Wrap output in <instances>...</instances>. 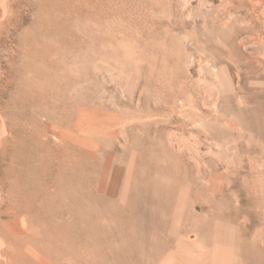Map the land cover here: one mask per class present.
Listing matches in <instances>:
<instances>
[{"label":"rangeland","instance_id":"374dc122","mask_svg":"<svg viewBox=\"0 0 264 264\" xmlns=\"http://www.w3.org/2000/svg\"><path fill=\"white\" fill-rule=\"evenodd\" d=\"M0 264H264V0H0Z\"/></svg>","mask_w":264,"mask_h":264},{"label":"bare ground","instance_id":"6f19581e","mask_svg":"<svg viewBox=\"0 0 264 264\" xmlns=\"http://www.w3.org/2000/svg\"><path fill=\"white\" fill-rule=\"evenodd\" d=\"M230 3V2H229Z\"/></svg>","mask_w":264,"mask_h":264}]
</instances>
